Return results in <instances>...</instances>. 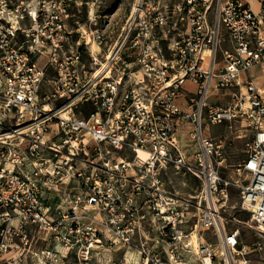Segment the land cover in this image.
Returning <instances> with one entry per match:
<instances>
[{
  "label": "built area",
  "instance_id": "built-area-1",
  "mask_svg": "<svg viewBox=\"0 0 264 264\" xmlns=\"http://www.w3.org/2000/svg\"><path fill=\"white\" fill-rule=\"evenodd\" d=\"M99 1L0 0V264H264V98L242 79L264 71V0H129L119 34L111 18L71 25ZM232 121L251 131L244 185L223 179L222 145L205 134ZM170 168L199 195L170 193ZM232 184L255 242L224 215Z\"/></svg>",
  "mask_w": 264,
  "mask_h": 264
},
{
  "label": "rangeland",
  "instance_id": "rangeland-1",
  "mask_svg": "<svg viewBox=\"0 0 264 264\" xmlns=\"http://www.w3.org/2000/svg\"><path fill=\"white\" fill-rule=\"evenodd\" d=\"M94 9V13L92 12ZM129 11V0H100L96 5L89 7L88 5L82 7L81 9H73L70 16V23L73 26L75 21L78 20L80 25L84 26L89 25V19L97 16L98 28L101 23H103L105 18H111L112 24L109 27L110 29L114 28V33H121L123 26V19L125 14ZM127 15V14H126ZM116 22V23H115ZM114 25V27H113ZM97 49V48H96ZM50 55H44L41 57L40 62L47 64L48 75L50 79L57 75V70L55 66L51 64ZM101 59V57H100ZM83 62L86 65V68H89L91 63V57H83ZM252 71L255 72L257 83L261 86L264 85V71L262 67H254ZM140 75V74H139ZM188 89L195 91L197 85L191 82L187 83ZM46 89L49 94L53 93L54 90L52 86L47 83ZM245 89V88H244ZM236 91L235 87H231L225 90H222L210 98L211 102L219 101L220 105H224L231 99L232 93ZM79 111H82L83 115L88 116L92 111V107L80 105L78 108ZM193 126H188V154L196 150L199 146L196 140H193L190 137V131ZM205 134L212 137L216 140L219 145H222V177L223 179L230 180L232 182L239 181V185H244L247 183L245 175H239L237 173V167L244 161L246 157V143L251 136V131L249 130L247 123L244 122H224L221 124L207 125ZM182 144L186 141L180 138ZM125 155H128L124 152ZM132 157V155H130ZM167 190L172 193L174 196L179 197L180 199L191 200L193 197L198 196L202 190L201 182L192 174H185L184 172L177 171L175 168H170L165 174L164 177ZM229 196L230 199L227 204V211L224 213L225 216L235 217L237 221L236 225L240 226L242 229V240L244 243L255 242L258 237L255 236L254 232L249 228L248 221L250 219V214L241 207L240 196H241V187L235 184L229 187ZM195 203V201H194ZM198 210L193 205L188 211V218L190 219V226H195L198 222ZM233 228V225L229 226ZM210 234V233H208ZM210 236V235H207ZM42 242V241H41ZM40 242V243H41ZM40 247L41 244H39Z\"/></svg>",
  "mask_w": 264,
  "mask_h": 264
},
{
  "label": "crops",
  "instance_id": "crops-1",
  "mask_svg": "<svg viewBox=\"0 0 264 264\" xmlns=\"http://www.w3.org/2000/svg\"><path fill=\"white\" fill-rule=\"evenodd\" d=\"M259 67V66H258ZM249 78H252L254 81H255V84L260 88V89H262V92H263V98H264V85H259L258 83H257V77H256V74H255V72L254 71H251V73L248 75V76H243V80H247V79H249ZM187 89H188V87H187ZM237 90V89H236ZM181 101L183 102V105L186 107L187 106V102L185 101V99H181ZM214 103H219V101H216V102H214ZM228 103V102H227ZM180 138H182V140H183V142H184V140L186 141L183 145H184V147H185V149L186 150H188L187 149V147H188V127L187 128H185L184 130H182L181 132H180Z\"/></svg>",
  "mask_w": 264,
  "mask_h": 264
},
{
  "label": "bare ground",
  "instance_id": "bare-ground-1",
  "mask_svg": "<svg viewBox=\"0 0 264 264\" xmlns=\"http://www.w3.org/2000/svg\"><path fill=\"white\" fill-rule=\"evenodd\" d=\"M92 12L94 13V9H92Z\"/></svg>",
  "mask_w": 264,
  "mask_h": 264
}]
</instances>
